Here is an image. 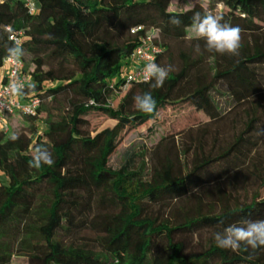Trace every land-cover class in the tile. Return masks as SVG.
I'll return each mask as SVG.
<instances>
[{"label": "trees", "instance_id": "16d2710c", "mask_svg": "<svg viewBox=\"0 0 264 264\" xmlns=\"http://www.w3.org/2000/svg\"><path fill=\"white\" fill-rule=\"evenodd\" d=\"M171 1L37 0L33 14L22 0L0 1V67L14 44L11 34L22 30L19 45L35 67L24 66L30 81L21 100L40 99L34 115L22 114L32 121L29 131L0 130V264L13 257L26 264H264V249L245 260L243 248L221 249L213 238L230 224L264 220L260 190L250 201L239 197L251 177L264 188V136L256 135L260 125L250 102L264 91V0H207L206 7L185 10H171ZM197 11L241 28L239 56L208 52L205 41L195 39ZM173 16L180 26L169 23ZM137 25L157 31L163 52L156 61L173 67L162 88L137 81L121 90L136 46L130 29ZM73 65L76 73L65 74ZM53 77L62 81L46 87ZM218 83L229 97L223 111L212 94ZM67 88L76 95L57 119L46 116L40 130L43 99ZM147 91L156 100L151 114L134 105V97ZM179 102H191L199 115L216 114L202 123L199 137L190 134L192 126L181 131L197 141L193 146L184 139L180 156H192L186 170H175L156 153L149 168L144 160L136 164L132 152L118 168L110 166L127 129L155 123L162 107ZM91 111L116 122L91 135L83 118ZM224 126L232 142L223 147ZM40 147L50 152L52 166H31ZM186 197L197 204L172 207L171 201Z\"/></svg>", "mask_w": 264, "mask_h": 264}, {"label": "rangeland", "instance_id": "374dc122", "mask_svg": "<svg viewBox=\"0 0 264 264\" xmlns=\"http://www.w3.org/2000/svg\"><path fill=\"white\" fill-rule=\"evenodd\" d=\"M196 3H201L205 7L207 6V0H172L170 4L171 10H185L192 7ZM217 8H220L218 6ZM24 65L28 71L34 69V64L31 61V56L24 52ZM47 69V67H43ZM76 73V66L73 65L65 72V74ZM62 81L61 78L53 77L47 81L46 87H52ZM216 90H212L213 97L216 101L217 108L223 111L228 106L229 97L226 94L227 90L222 83L216 84ZM76 95L75 88H67L64 91L58 93L54 98H44L42 102V119H38L36 122L39 129L44 128L43 119L50 115L52 118L57 119L60 114L63 113L65 108L68 106V99ZM116 96L111 97V101H115ZM254 114L258 119V124L264 126V91L256 96L250 98ZM216 115V114H215ZM211 115H199V111L196 106L191 102L166 105L160 109L158 113L157 121L155 123H149L142 127L127 129L123 134L117 145V151L113 154L110 159V166L112 168H118L124 163L128 153H134V160L136 164H140L141 161L146 162V167L149 168L155 163V153L161 158H165L168 163L173 164L175 170H186L187 164L192 161L191 153L186 156H180V151L183 153L185 149L184 139L193 146L197 143L196 139H192L191 142L186 137V133L181 131L188 126H192L190 134L192 137H199L200 128L205 120L214 117ZM200 116V117H199ZM85 126L84 129L91 135L106 128L111 127L115 124L116 120L111 118L109 115L102 111H91L84 117ZM32 121L20 113H14L8 118V129L7 134L18 133L22 131H29ZM225 127V126H224ZM150 128L153 130L150 131ZM229 131H224L221 139V146H227L232 142V131L230 127H225ZM181 132V133H180ZM209 140V138L207 139ZM65 141V139L63 140ZM161 142L160 147L158 144ZM208 147L211 146V142H208ZM264 150V146H262ZM91 165V159L87 158L84 160V168L89 169ZM191 165V164H190ZM261 192V197H264V188H260V180L255 177L248 179L245 188H241L239 191V197L241 200L250 201L253 194ZM172 207L181 206L186 204V207L195 206L197 203L193 197L183 198L181 200H173L170 202ZM153 210H158V205H153ZM169 210V209H168ZM164 214H167V210H161ZM11 264H26V258L24 257H13Z\"/></svg>", "mask_w": 264, "mask_h": 264}, {"label": "clouds", "instance_id": "9594fccd", "mask_svg": "<svg viewBox=\"0 0 264 264\" xmlns=\"http://www.w3.org/2000/svg\"><path fill=\"white\" fill-rule=\"evenodd\" d=\"M223 17L211 13L201 14L194 12L192 16L191 28L194 37L197 40L205 41V49L211 53L220 55L239 56L242 35L239 26H233L227 22H222ZM173 26H180L181 19L173 16L169 19ZM199 50V46H197ZM9 57L17 61L24 55V50L15 43L7 49ZM173 71L171 65L160 66L154 62L148 63L144 68V79L150 83L151 89L162 88L169 73ZM35 87L34 85L32 86ZM18 92L20 90H17ZM134 105L138 111L151 114L156 107V100L152 92L147 91L134 97ZM257 136H264V126H258ZM17 137H13L16 139ZM42 164L52 166L54 160L46 147H40L36 150L33 158L32 167L39 168ZM215 244L218 248L239 252L243 248L248 255L245 260L254 258L257 250L264 249V220H244L239 224H230L213 234Z\"/></svg>", "mask_w": 264, "mask_h": 264}, {"label": "built area", "instance_id": "2783aa9c", "mask_svg": "<svg viewBox=\"0 0 264 264\" xmlns=\"http://www.w3.org/2000/svg\"><path fill=\"white\" fill-rule=\"evenodd\" d=\"M22 1L29 13L33 14L38 11L37 0ZM156 33L154 28L146 29L143 25L133 26L130 29V34L136 40V46L128 57L123 81L120 84L121 90H125L133 82L145 81L144 68L148 63L158 64L157 56L163 52V47L156 41ZM11 38L16 45H19L24 38V32L16 31L11 34ZM24 66L22 58L17 61L15 58L6 56L2 61L0 67V130L7 131L9 116L16 112L34 115L40 106V99L36 96L21 100L22 90L30 81V76L24 71Z\"/></svg>", "mask_w": 264, "mask_h": 264}]
</instances>
